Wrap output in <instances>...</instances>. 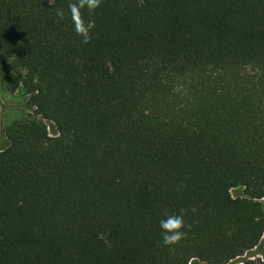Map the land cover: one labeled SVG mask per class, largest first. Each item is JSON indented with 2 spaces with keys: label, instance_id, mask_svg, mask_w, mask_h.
Instances as JSON below:
<instances>
[{
  "label": "trees",
  "instance_id": "1",
  "mask_svg": "<svg viewBox=\"0 0 264 264\" xmlns=\"http://www.w3.org/2000/svg\"><path fill=\"white\" fill-rule=\"evenodd\" d=\"M0 86L35 109L0 144V264H230L260 242L264 0H0Z\"/></svg>",
  "mask_w": 264,
  "mask_h": 264
},
{
  "label": "rangeland",
  "instance_id": "2",
  "mask_svg": "<svg viewBox=\"0 0 264 264\" xmlns=\"http://www.w3.org/2000/svg\"><path fill=\"white\" fill-rule=\"evenodd\" d=\"M35 109L29 106L28 97L22 89H19L15 92H10L3 89L0 86V144H7L8 140L5 135L6 127L11 124L13 121L27 117L34 114ZM47 124V129L51 136L57 135V129L53 122L45 121ZM234 195L242 194V190H233ZM262 208L264 210V198L259 200ZM259 251H264V234L259 242ZM253 254V253H252ZM260 257L256 258H243L244 261H251V264H260ZM199 263V261L194 260L193 263ZM230 264H241L236 261H232Z\"/></svg>",
  "mask_w": 264,
  "mask_h": 264
},
{
  "label": "built area",
  "instance_id": "3",
  "mask_svg": "<svg viewBox=\"0 0 264 264\" xmlns=\"http://www.w3.org/2000/svg\"><path fill=\"white\" fill-rule=\"evenodd\" d=\"M253 253V254H252ZM248 257V258H256V257H260L258 260H260L259 263H261L262 261H264V251L261 252L259 251V243L258 245H256L254 248H252L251 250L247 251L245 254H243L242 256H238L237 258L231 260V261H236L238 263L241 264H251V261H244L243 258Z\"/></svg>",
  "mask_w": 264,
  "mask_h": 264
}]
</instances>
